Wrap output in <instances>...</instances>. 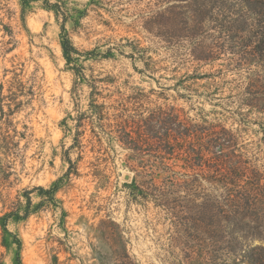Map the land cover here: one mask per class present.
I'll return each mask as SVG.
<instances>
[{
	"label": "trees",
	"instance_id": "obj_1",
	"mask_svg": "<svg viewBox=\"0 0 264 264\" xmlns=\"http://www.w3.org/2000/svg\"><path fill=\"white\" fill-rule=\"evenodd\" d=\"M18 1L28 4L36 0ZM256 1L155 0V9L149 8L140 15L141 27L151 41H157L172 54L176 73L185 70L181 77L175 78L173 87L159 88L164 91L184 89L191 96V81L217 78V71L200 73L201 68L225 60L227 63L221 66L236 72L242 80L236 85L239 106L234 114L243 123L247 120L243 109L264 115V2ZM43 2L58 21L62 19L61 47L76 78L75 90L87 84L91 91L87 110H78L75 118L73 144L64 159L68 164L67 172L52 188H36L41 196L55 202L60 181L81 176L79 164L86 147L82 138L89 134L88 143L94 154L90 161L94 181L100 188L110 185L111 176L106 171L114 143H118L129 152L125 162L134 172L132 181L123 184L124 191L133 195L136 202L153 201L172 213L175 228L180 233L178 239H185V244L188 242L191 259L208 264H264V246H242L213 236L226 226L233 227L234 233L241 228L254 230L264 226V171L253 166L252 159L240 152L237 133L202 113L190 118L183 109L158 104L157 100L165 97H162L164 93H159L154 101L155 89L146 92L144 88L128 87L126 83L124 91L117 87L104 95L100 83L115 84L116 79L107 76L88 80L79 66L80 58L97 55L95 51H80L66 30L67 23L79 26L88 15L87 9L71 8L60 1ZM1 27L0 31L10 37L7 44H13V29L4 24H0ZM128 42L134 66L138 60L144 64L143 69L135 66L136 71L160 85L154 77L160 68L150 54L153 49L142 46L139 40ZM115 49L110 47L105 57H112ZM8 51H12L11 47L4 49ZM11 72L14 74L10 80L14 107L9 106L5 111L2 105L0 109V186L11 184L12 165L20 156L22 139L26 138L25 132L17 130L12 117L31 103L35 95L33 88L27 86L31 80L24 81L18 68ZM216 91L208 92L206 97L211 100ZM185 96L178 93L180 98ZM101 99L104 101L100 102ZM261 130L260 145L264 147V126ZM76 149L79 156L74 161L69 153ZM24 195L29 202L24 215L12 212L0 217L1 245L7 250L16 247L14 264H24L22 242L8 229V221L14 216L17 219L30 217L31 192L26 191ZM181 200L186 201L189 217L179 214ZM194 216L204 220H193ZM204 223L208 224V229L201 226ZM98 231L110 251L109 263L103 264H140L131 255L129 241L119 223L109 216L108 220H101ZM223 244L226 247H221ZM0 264H4L3 254H0Z\"/></svg>",
	"mask_w": 264,
	"mask_h": 264
},
{
	"label": "rangeland",
	"instance_id": "obj_2",
	"mask_svg": "<svg viewBox=\"0 0 264 264\" xmlns=\"http://www.w3.org/2000/svg\"><path fill=\"white\" fill-rule=\"evenodd\" d=\"M50 1H60L79 10L87 9L88 15L80 25L74 27L67 23L66 30L80 51H95L97 55L80 58L79 66L88 80L107 76L116 79L115 84L100 83V90H105L104 95L117 87L124 91L126 83L128 87H141L146 92L155 89L154 101L158 99L157 94L164 93L162 97L165 98H159L158 104L183 109L186 117L190 118H197L202 113L211 121L234 130L240 152L252 159L253 166L264 171V147L260 145L264 115L256 111L248 113L243 109L247 119L243 123L234 114L239 106L236 85L242 80L236 72L221 66L227 63L225 60L201 68L200 73L217 71V78L191 81V96L184 89L164 91L159 88L173 87L177 81L175 78L181 77L185 70L176 73L172 54L157 41H151L141 27L140 15L149 8L154 10L155 0ZM61 23L62 19L58 21L55 13L45 8L43 0L28 4L18 0H0V24L10 26L14 32L13 44H7L10 37L0 31V99L1 95L3 97L0 109L2 105L5 111L9 106L14 107L10 80L14 75L11 71L15 68L23 73L24 81L31 80L27 86L33 88L35 94L31 103L12 117L17 130L25 132L26 138L22 139L20 156L12 165L14 175L11 184L0 186V217L12 212L24 215L29 204L24 192H31L30 217L17 219L14 216L8 221V229L22 242L23 263H109V246L100 236L98 228L101 220H108L110 216L121 225L129 241V251L140 264H208L191 259L188 242L187 245L185 239H178L180 233L175 228L176 219L172 213L156 206L153 201L136 202L133 195L124 191L123 184L132 181L134 172L126 166L129 152L118 143H114L106 171L111 176L108 187L100 188L91 174L90 161L94 154L90 151L89 134H86L82 138L86 147L79 164L81 176L60 181L55 202L47 196L42 197L36 189H50L66 174L68 164L64 159L73 144L75 118L78 110H87L91 91L87 84H81L75 90L74 72L62 52ZM134 40L153 49L150 54L154 61L159 62L157 67L160 68L154 77L160 85L136 71L135 66L143 69L144 64L138 60L134 66L129 57L131 50L127 44ZM8 47L12 51L4 52ZM110 47L116 49L112 57L106 58ZM223 68L224 71H219ZM214 91L217 93L215 97L211 100L206 97L208 92ZM178 93L186 96L180 98ZM69 154L74 161L78 159V149ZM181 201L179 214L189 217L186 201ZM197 218L204 220L192 217L193 220ZM201 226L208 229L206 223ZM213 236L242 246H264V226L254 230L241 228L238 233L233 232V227L226 226ZM1 241L0 228V254H3L4 264H14L16 247L7 250L2 247ZM221 247L226 246L223 244Z\"/></svg>",
	"mask_w": 264,
	"mask_h": 264
}]
</instances>
